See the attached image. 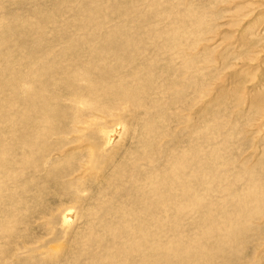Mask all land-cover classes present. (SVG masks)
Here are the masks:
<instances>
[{
    "label": "rangeland",
    "instance_id": "1",
    "mask_svg": "<svg viewBox=\"0 0 264 264\" xmlns=\"http://www.w3.org/2000/svg\"><path fill=\"white\" fill-rule=\"evenodd\" d=\"M263 31L264 0H0V149L35 134L36 116L26 110L29 93L43 83L57 87V99L45 92L50 111L56 113L47 123L50 134L39 142L48 151L33 164L14 153L5 163L10 172L0 169V264H68L70 256L86 251L73 241L101 237L106 223L115 227L121 221L112 212L117 203L122 205L120 195L131 183L170 173V152L205 153L194 170L206 183L195 184L191 192L207 205L226 199L210 193L212 187L228 186L226 195L253 189L250 172L257 173L258 178L249 177L264 189ZM95 50L98 61L88 66ZM67 52L71 59L64 56ZM53 66L67 77L55 74ZM72 72H78L76 78ZM112 84L126 86L122 89L127 92L136 85L142 106L121 102V111H114L117 116L113 112L116 117L106 119L108 124L99 120L77 127L93 114L78 103L89 102L90 93L102 94L100 88ZM103 125L113 135L110 144L98 132ZM153 129L156 137L149 138L153 140L145 149V132ZM33 144L35 149L37 141ZM3 158L0 154V163ZM120 165L125 174L108 185ZM20 171L25 173L18 176ZM143 200L149 201L144 195ZM151 211L145 219L157 217ZM243 213L248 216L249 207ZM221 214L225 220L236 216L223 209ZM261 216L251 226L250 221L245 224L244 238H236L244 250L233 260L236 264L264 263V250L258 249L264 235L257 241L249 238L264 231ZM188 219L181 234L191 228ZM161 224L153 234L166 235L173 244V232L162 231ZM107 238L104 234L102 240ZM99 248L95 244L90 249ZM234 256L228 249L218 257L226 261Z\"/></svg>",
    "mask_w": 264,
    "mask_h": 264
},
{
    "label": "bare ground",
    "instance_id": "2",
    "mask_svg": "<svg viewBox=\"0 0 264 264\" xmlns=\"http://www.w3.org/2000/svg\"><path fill=\"white\" fill-rule=\"evenodd\" d=\"M96 8L97 7H95V9ZM93 13H91V14L93 15ZM189 13L191 14L192 12L190 11ZM91 14H89L88 16H91ZM190 14H188L187 19H189ZM95 15L96 14H94V17H95ZM91 18H93V17H91ZM191 19H193V17H191ZM195 19H196V17H195ZM91 20H93V19H91ZM199 21H200V19H199ZM199 23L200 22H198V24ZM174 24H176V23H174ZM200 28H201V26H200ZM163 32L165 33V31H163ZM168 32L169 31H167V33ZM152 35H153V33H152ZM152 35H151V37H152ZM169 35H171V34H169ZM175 36L176 35L174 34L173 35L174 39H175ZM260 36L263 37V35H260ZM110 38H111V36H110ZM153 38H151V39H153ZM131 39H132V37H131ZM168 39H169V37H168ZM261 39L259 40L260 42L262 41ZM125 45H127V44H125ZM129 47L127 49L130 50L131 47L130 48ZM136 47H138V46H136ZM111 48H112V46H111ZM133 48L134 47H132V49ZM96 50H95V53H93L91 55L92 60H90L87 63L88 66H90L91 64H94L98 61V60H94L95 55H96ZM101 51H103V50H101ZM120 51H121V47H120ZM130 52H131V50H130ZM103 53H106V52H103ZM122 53L126 54V52H124V50H122ZM100 54H101V52H100ZM129 54H132V53L128 52V55ZM64 56L67 57L68 59H71V57H72V56L70 57V53L68 54V52L65 53ZM97 58H98V56H97ZM100 61H101V59H100ZM130 61H132V60L130 59ZM101 64H104V63H101ZM131 65H133V64H131ZM123 67H124V65H123ZM87 68H85V69H87ZM96 68H97V64L95 66V69ZM111 68H112V66H111ZM57 69H58L57 66L52 67V70L55 72V74L58 73L64 77L65 76L64 70L62 68H59L58 70ZM93 69H94V67H93ZM93 69H92V71H93ZM109 69L110 68H108V70ZM128 69H130V67H128ZM132 70H133V68H132ZM100 71H99V73H101V74H103L104 72L107 73L106 70H104V71L102 70L103 73ZM54 72H53V74H54ZM66 72H70V71H66ZM113 72H115V70H113ZM113 72H111L109 74H112ZM125 72H127V71H125ZM77 73L72 72L71 74H73V75H71V76H75L74 78H76ZM82 73L80 72V74H82ZM106 73H105V75H106ZM107 75H108V73H107ZM107 75H106V77H107ZM69 76H70V74H69ZM102 76L104 77V75H102ZM65 77H67V76H65ZM84 77H86V76H84ZM135 78H134V82H137ZM83 79H85V78H83ZM147 79H148V77H147ZM89 81L90 80H88V84L91 83V81L90 82ZM104 82H103V84H106ZM143 82H144V80H143ZM86 83H87V81H86ZM100 83L102 84V82H100ZM138 83L139 84H137V85L140 86V88H141L140 84L142 83V81L138 80ZM126 84L127 83L125 81V85ZM91 86H92V83H91ZM55 87H56V85H54L53 82L52 83H50V82L49 83H43L37 89H33L31 94L29 93V98L27 99L28 106H27L26 110H27V112L31 113V116H36L35 123H34L35 134L32 136H28V139L27 138L23 139V141H19V142H16L14 144L11 143V146H3V148L0 149V154L3 155V157H4L0 163V169L3 170V172H5V173L10 172L9 171L10 167L8 165H5V163L7 162L6 159H8L9 156L14 154V153H16L15 155H19V156L23 157L24 160H28L30 162V164H33L35 162L34 161L35 157L40 158V157H42V155H44V152L48 151L47 147H43V149H42L39 142L40 143L43 142V139L46 137L47 133L50 134V131H48V132L46 131V129L49 127V125L47 123L50 124L52 121L50 118L52 116L56 115V113H53L50 111V109H51L50 107L52 105L49 106L48 105L49 102H47V99H49V97H51V96H55L54 98H56V93L54 91L57 92V90L55 89ZM58 87L61 88V86L59 84H58ZM125 87L123 85H120V84L119 85H117V84L113 85L112 84L111 86H104V87L100 88V91H103L102 94L95 91L93 93V95L91 93H90V95H88V97L91 98V99H89L90 103L86 102L84 100L79 102L78 104L80 106H84L85 110L91 111V112H93V114H92V116H86L85 118H83L82 122H80V124H78L77 127L82 126L83 124L89 125V126L96 125L99 120H104L105 122H107L106 119L113 117L114 113L116 114V112H114V111H116V110H118V112L121 111V107H120V105H118L121 102L127 101L128 103H130L135 108L142 106V105H140V101L142 102V100H139L142 98H140L137 95L136 85L133 89H128V90H130L128 92L124 91L122 89ZM88 90H90V89H88ZM45 92L50 93V96L48 98L45 97V94H46ZM92 92H93V90H92ZM262 94H264V93H262ZM262 94H261V96H262ZM96 95H97V97H96ZM98 98H100L101 100H98ZM97 100L99 101L100 104L97 103ZM105 100L107 103L105 102ZM255 100H256V98H255ZM255 100L253 102H256ZM91 101H93V102L91 103ZM94 102H96V104H94ZM257 105H258V103H257ZM257 111H259V110H257ZM116 116H117V114H116ZM27 117H30V116L27 115V116L22 117V118L24 120ZM23 120H21V121H23ZM107 124H108V122H107ZM101 127L98 128L99 129L98 132H99L100 136L105 138L103 140L106 141L107 144H110L114 140L113 135L109 136L108 131L105 130V129H107V126L103 125ZM72 129H73V127H72ZM140 129H142V128H140ZM154 131H155V129H153V133H152V131L145 132L147 135L145 137L146 138V143L144 146L145 149L146 148L149 149V143L153 140V139L150 140L149 138L150 137L151 138L156 137V136H154L155 135ZM160 131H161V129H160ZM137 132H139V131H137ZM197 135H199V133ZM199 136L201 137V135H199ZM35 141H37L38 146L34 149L32 147V144ZM100 141H98V142H100ZM103 144H104V142H103ZM92 148H94V147H92ZM193 148L190 147L187 150H192ZM176 150H177V148H176ZM204 154L205 153H203L202 151H199V150H195L194 154H191V152H189V151H187L183 154H180V151H179L178 154L176 152H173L171 155V152H170L169 163H170L171 171L169 174H163L162 176H160V175L155 176L154 175L152 178H147L145 180L146 181L145 183L144 182L142 183L140 181L139 182L137 181L138 183L137 182L131 183L129 191H127V192L124 191L120 195V196H122V198H121L122 205H120L121 202L117 203L114 211L112 212L113 217L114 216L117 217V215H120L119 217H121V221L119 222L118 221L119 218H118L117 219L118 224L115 225V227H112V226H114L112 222H111L112 224L106 223V225L104 223L105 226H103V228L101 229V233H102L101 237L98 236V238H95L91 235L89 237H87V235H85L80 240L77 237L78 240L73 241L74 244L76 245V243L78 242V244L82 248H84L86 251H83V252L76 254V255L73 254L72 256H70V259H68V264H128V263L129 264H219V263L220 264H236L235 263L236 259L239 260V258L241 256H243V253H244V250L241 248V245L236 243V241H235L236 238L241 236V235H242V238H244L245 234L248 231V229H246L244 227L246 223H248L250 221L248 223V225L251 226V224H252L251 222L254 220L256 221L258 219L256 217L259 214L262 215L261 219L264 218V214H263V212H264V196H262V195H264V189L259 187L262 184L260 185V182L258 183V181L256 180L258 178L257 173L254 175L253 172H250L249 176L252 174L255 177L257 176V178L248 176L249 182L253 179V181L251 182V184L253 185V189H251L250 187H248V188L246 187L247 189L245 188V190H242L240 193H237V192L232 193V194L227 193V195H226L225 194L226 193L225 188H227L228 192L230 191L228 186H226L224 188V186L222 185L221 186L222 188L219 190L216 189V191H214V189L212 187V190L209 191L210 193H216L217 195L225 197L226 199L225 200L219 199L220 201H215L213 203L208 202V203H211L208 205L205 204V201H204V203H202L201 200H203V199H200L201 197L199 198V196L196 193H192L191 189L195 184H197L196 186H200L202 183H204V184L206 183L204 181L203 174H201V173L195 174V170H194L195 167L198 168V166H199L198 161L202 155L204 156ZM165 155H167V154H165ZM206 155H208V154H206ZM208 160H210V159H208ZM132 161H133V159H132ZM122 168H123V166L120 165L118 170H117L119 173L114 171L117 174L114 173V175L109 178V180L107 182L108 185L113 184L116 179H118V181L121 179V174H125L123 172ZM84 169H85V167H84ZM23 170H24V168H23ZM23 173H25V172L20 171V172H17V175L20 176V174H23ZM262 173H264V172H262ZM12 176H14V174H12L11 177ZM260 177H262V176H260ZM123 179H125V178L123 177ZM263 181H264V179L262 180V182ZM257 183H258V185H257ZM218 187H219V185H218ZM208 189L210 190V188H208ZM205 190H207V188H205ZM207 191H206V193H207ZM115 192H113V193H115ZM201 192L202 191H199V193H201ZM209 192L207 194H209ZM143 195L149 200L148 202H145V204H144V200H143ZM12 196H11V198H12ZM205 199L207 200V198H205ZM213 199H214V197H213ZM217 199H218V197H216V200ZM17 200H16V202H17ZM1 202L3 204H5L3 201H1ZM5 202L10 203L9 199H8V201H5ZM248 207H249V214H248V216H246L243 213V211L247 210ZM221 209H223L225 211L228 210L229 212H233L236 214V216L231 220H229V219L225 220L222 214L219 215ZM150 210H152L151 213L153 212V210L156 211L157 217L156 218L148 217V219H145L146 213L149 212ZM184 211H186V212H184ZM164 217H166V218L163 219L164 221L162 222L161 219ZM186 219L191 221L190 225H189V226H191V228H190L191 231L189 230L188 233L184 231V233L181 234V232L183 231L182 227H183V224H184ZM165 221H166L168 226L164 224ZM160 222L162 223L161 224L162 227L160 226L162 231L164 229H171V231L173 232L174 236L173 237L170 236V237H172L173 244H171L169 242L170 238L169 239L165 238L166 235L163 236L161 233L153 234L154 233L153 229L154 228L158 229ZM221 223H222V226L220 227ZM240 227L242 228L241 230H240ZM243 227H244V229H243ZM157 229H155V230H157ZM7 230H8V228H7ZM180 230H182V231H180ZM164 232H167V231H164ZM263 233H264V231L260 230L256 237H249V238H251L254 241H257L255 239H259V237L261 235L262 236L264 235ZM104 234H106L108 236V238H107L109 240L108 242L106 240H102V237ZM167 234H168V232H167ZM11 235H13V234H11ZM80 241H81V243H79ZM166 242H168L171 245L170 246L167 245ZM261 242H263V240ZM74 244L72 247H74ZM95 244H99L100 251L99 250L93 251L90 249ZM261 244L262 243H260V246L258 249L264 250V246H263V244L262 245ZM228 249H231L232 253L235 254L234 258L226 260V261L221 260V258H219L218 256H220L222 254V252L225 253V251ZM234 259H235V261H233ZM262 264H264V263L262 262Z\"/></svg>",
    "mask_w": 264,
    "mask_h": 264
}]
</instances>
